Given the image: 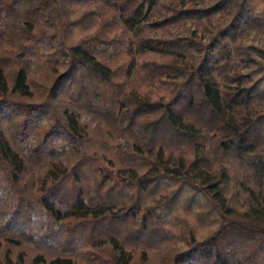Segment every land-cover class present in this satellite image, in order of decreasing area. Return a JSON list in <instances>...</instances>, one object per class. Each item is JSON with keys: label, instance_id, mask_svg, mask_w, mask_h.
Masks as SVG:
<instances>
[{"label": "trees", "instance_id": "trees-1", "mask_svg": "<svg viewBox=\"0 0 264 264\" xmlns=\"http://www.w3.org/2000/svg\"><path fill=\"white\" fill-rule=\"evenodd\" d=\"M0 264H264V0H0Z\"/></svg>", "mask_w": 264, "mask_h": 264}, {"label": "rangeland", "instance_id": "rangeland-1", "mask_svg": "<svg viewBox=\"0 0 264 264\" xmlns=\"http://www.w3.org/2000/svg\"><path fill=\"white\" fill-rule=\"evenodd\" d=\"M188 26V25H187ZM12 250H16L15 248H12ZM22 251H24L27 255H30L31 254V252H29V251H26V250H22Z\"/></svg>", "mask_w": 264, "mask_h": 264}]
</instances>
